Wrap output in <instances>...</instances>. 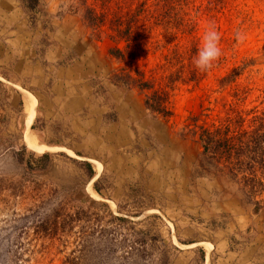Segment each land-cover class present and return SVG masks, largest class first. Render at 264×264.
I'll use <instances>...</instances> for the list:
<instances>
[{
    "label": "rangeland",
    "instance_id": "1",
    "mask_svg": "<svg viewBox=\"0 0 264 264\" xmlns=\"http://www.w3.org/2000/svg\"><path fill=\"white\" fill-rule=\"evenodd\" d=\"M178 1L174 18L193 34L168 25L172 15L134 20L141 36L125 64L84 20L83 0H0V264H116L114 217L151 231L158 249L146 254L159 264H264V207L198 170L195 136V125L264 112V0ZM210 28L212 67L179 64L175 51L200 48ZM125 65L172 89L170 119L146 109L148 92L114 82ZM190 67L195 81L183 79Z\"/></svg>",
    "mask_w": 264,
    "mask_h": 264
},
{
    "label": "trees",
    "instance_id": "2",
    "mask_svg": "<svg viewBox=\"0 0 264 264\" xmlns=\"http://www.w3.org/2000/svg\"><path fill=\"white\" fill-rule=\"evenodd\" d=\"M149 1L154 2L152 7L148 6L145 0H83L80 12L94 33H103L115 44L110 47L108 54L116 61L127 64L129 56L133 55V47L137 45L136 42L141 36L138 32L140 27L134 20L150 19L152 20L150 24L154 27L166 23L167 17L163 15H172L169 17L168 25L173 24V28L189 35L194 32L195 24L190 19L182 23L176 22L172 12L180 5L178 0ZM160 9L165 12L161 13ZM158 42L160 44L161 41ZM198 50L199 48L195 49V45L188 50H176L174 59L179 64L187 59L193 63L195 52ZM131 71L128 66H122L116 71L114 82L122 83L129 89L137 88L148 92L144 102L146 109L163 119H170L173 114L170 107L172 89H167L169 88L167 86L155 87L154 82L148 80L149 78L147 79L145 73L138 67H135L134 74ZM200 74L201 72H198L196 76L198 82L202 79L198 78ZM182 76L185 81H191L190 78L195 81V68L190 67L187 75L183 71ZM169 81L175 80L171 78ZM249 116L251 117L248 118ZM197 132H199L197 140L202 147L198 170L238 186L240 194L248 204L253 207H264V112L259 113L253 109L245 114L240 111L237 113V119L228 116L223 123H213L210 126L195 125V136ZM43 157L48 158L50 155L46 154ZM85 164L90 169V177H93L91 164ZM243 202L244 200L241 201ZM114 218L119 223L115 225L112 231L113 239L109 241L114 243L112 251L120 250H118L120 255L115 260L116 264L161 262L152 260L149 254H146L148 250L154 252L158 249L157 246L152 249L157 242L150 239L151 231L137 230L134 226L125 229L122 223L127 222L126 218ZM125 230L126 235L122 234ZM120 236L124 239L120 240ZM142 255L146 256L141 257Z\"/></svg>",
    "mask_w": 264,
    "mask_h": 264
},
{
    "label": "clouds",
    "instance_id": "3",
    "mask_svg": "<svg viewBox=\"0 0 264 264\" xmlns=\"http://www.w3.org/2000/svg\"><path fill=\"white\" fill-rule=\"evenodd\" d=\"M219 40L220 36L214 28H210L204 33L201 47L193 58V63L197 69L206 71L212 67L213 62L221 55Z\"/></svg>",
    "mask_w": 264,
    "mask_h": 264
},
{
    "label": "bare ground",
    "instance_id": "4",
    "mask_svg": "<svg viewBox=\"0 0 264 264\" xmlns=\"http://www.w3.org/2000/svg\"><path fill=\"white\" fill-rule=\"evenodd\" d=\"M27 94V93H26ZM26 114H27V118H26V125L31 126L33 117H34V106H35V99H33V96H31L29 94V96L26 97ZM26 140L27 142H29L31 145L35 144L36 145V141L35 139L31 136L30 133H27L26 136Z\"/></svg>",
    "mask_w": 264,
    "mask_h": 264
},
{
    "label": "water",
    "instance_id": "5",
    "mask_svg": "<svg viewBox=\"0 0 264 264\" xmlns=\"http://www.w3.org/2000/svg\"><path fill=\"white\" fill-rule=\"evenodd\" d=\"M26 118H27V116H26Z\"/></svg>",
    "mask_w": 264,
    "mask_h": 264
}]
</instances>
